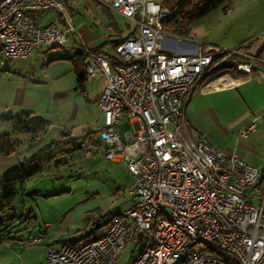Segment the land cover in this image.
<instances>
[{"label":"built area","instance_id":"obj_1","mask_svg":"<svg viewBox=\"0 0 264 264\" xmlns=\"http://www.w3.org/2000/svg\"><path fill=\"white\" fill-rule=\"evenodd\" d=\"M134 26L122 41L98 48L77 44L65 0H0V50L8 58L62 46L84 56L87 79L103 74L98 96L103 123L81 135L80 155L101 151L135 175L134 204L112 215L97 237L50 247L38 264H264V166L193 137L186 106L204 75L227 57L250 73L264 64V48H224L201 42L192 53L166 45L164 23L174 9L165 0H97ZM56 20L41 23L44 13ZM128 122L123 130L122 121ZM138 125V127L135 126ZM256 127L251 121L240 130ZM40 236L23 238L25 246Z\"/></svg>","mask_w":264,"mask_h":264},{"label":"rangeland","instance_id":"obj_2","mask_svg":"<svg viewBox=\"0 0 264 264\" xmlns=\"http://www.w3.org/2000/svg\"><path fill=\"white\" fill-rule=\"evenodd\" d=\"M65 2L73 24L90 42L116 38L115 23L125 35L134 26L116 11L109 14L97 0ZM226 4L231 6L230 10H226ZM182 40L257 52L264 43V0H226L188 24ZM70 52L57 46L47 53L37 50L26 57L8 58L0 51V112H4L7 99L12 104L18 87H26L41 96L37 112L51 123L36 143L31 141V134L17 133L23 145L33 146V152L52 142L80 139L103 123L96 95L104 75L87 80L82 89L77 87L70 59L49 62L53 55ZM234 57L226 60L232 61ZM125 126L121 124L122 133ZM134 179L135 175L123 163L107 159L101 151L88 158L76 155L67 165H49L29 177L18 189L15 208L6 211L10 238L0 245V264H38L46 259L50 247L90 239L111 214L134 204ZM27 236H40L42 240L25 246L23 238ZM129 256L130 245L119 255L117 264H126Z\"/></svg>","mask_w":264,"mask_h":264},{"label":"crops","instance_id":"obj_3","mask_svg":"<svg viewBox=\"0 0 264 264\" xmlns=\"http://www.w3.org/2000/svg\"><path fill=\"white\" fill-rule=\"evenodd\" d=\"M102 7L107 10V7L103 5ZM225 8L230 10L231 6L226 4ZM56 18V13L48 12L42 14L40 22L45 24L56 20ZM113 31L115 35V28ZM129 31H131V28ZM79 33L77 44L86 43L93 48H98L111 39L108 38L100 43L90 42L81 31ZM166 45L184 53H192L199 49L197 44L183 40L177 42L172 37L166 39ZM52 48L55 47L43 45L34 52L41 50L47 53ZM65 48L71 52L64 56L53 55L49 62L58 58L70 59L73 64L72 70L75 72L77 80V72L85 71V61L81 56L77 55L78 50H73L69 47ZM258 49L256 50L257 52ZM248 50L254 52L253 50ZM87 80L90 81L92 79L86 78L84 86L82 87L78 83L77 87L85 89ZM104 82L105 78H102L96 100ZM6 102L8 104L5 105L4 112H0V133H11L20 140L16 136L19 132H15L12 126L2 118L24 112H31L33 118L47 121V128L51 125L48 119L37 112L36 107H39L42 102L38 92L28 91L26 87L23 89L18 87L15 90V98L12 104H10L11 99H7ZM186 119L188 129L193 137L203 133L213 145L223 149L225 152H236L247 162L264 166V64H255L250 73L236 69L234 66L204 78L190 95L186 106ZM253 120L256 122L255 129L246 135H241L240 130ZM122 123L126 125V129L128 122L123 120ZM32 149L33 146L31 144L23 145L20 140V145L16 152L9 154L0 153V175L4 176L18 170L25 158L35 153Z\"/></svg>","mask_w":264,"mask_h":264},{"label":"trees","instance_id":"obj_4","mask_svg":"<svg viewBox=\"0 0 264 264\" xmlns=\"http://www.w3.org/2000/svg\"><path fill=\"white\" fill-rule=\"evenodd\" d=\"M225 1L226 0H165V4L174 9V13L165 21L164 28L169 33L182 36L186 32L188 24L207 15ZM108 9L109 8H107V11L111 14L112 10ZM113 25L115 28L116 38L109 40L118 42L122 41L131 32L129 31V33L125 35L116 23ZM263 48L264 43L260 46L258 52H260ZM77 55L81 56L84 60V56L81 52H77ZM233 65L234 64L230 60L220 62L204 75L197 86L204 80V78H208L209 76L227 68H233ZM85 80L86 72L78 71L77 81L79 85L83 87ZM2 119L8 122L15 132L31 134V141L33 143H36L39 140L40 135L46 131L48 126L47 121L33 118L31 112L10 115L3 117ZM93 134H95V131L87 132L88 136H93ZM19 145L20 140L14 137L11 133H0V153L9 154L16 152ZM80 150L79 138H74L58 144L52 142L51 144L45 146L42 150L25 158L23 164L15 172L4 176L0 175V245L5 240L10 238V224L8 221L9 218L6 216V211L8 209L12 210L15 208L19 187L22 188L29 177L41 172L49 165L60 168L69 164L72 157H75L76 155L80 156ZM113 214L108 217V219L104 222V225ZM104 225L97 227V231L90 238L97 237Z\"/></svg>","mask_w":264,"mask_h":264}]
</instances>
